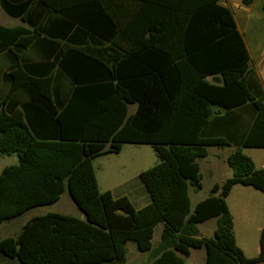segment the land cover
Instances as JSON below:
<instances>
[{
  "label": "trees",
  "instance_id": "obj_1",
  "mask_svg": "<svg viewBox=\"0 0 264 264\" xmlns=\"http://www.w3.org/2000/svg\"><path fill=\"white\" fill-rule=\"evenodd\" d=\"M253 2L242 0L245 6ZM2 6L30 29L0 27V52L7 50L13 63L0 103V155L18 158L0 173V224L52 205L65 192L84 218L34 217L15 237L0 241L1 255L19 264H123L126 244L132 242L137 251L150 254L148 264H185L190 251L200 249L204 264L264 263V230L258 255L247 258L236 245L226 203L235 185L264 195V171L242 151L264 148V101L253 93L247 49L220 0H2ZM69 11L90 17L83 45L68 39L75 27ZM99 21L114 30L110 46L94 43L93 25ZM127 25L176 43H140L120 53L113 45ZM38 39L55 45L54 62L72 53L90 63L82 67L93 71L95 63L106 74L72 75L61 85L67 93L54 95V63L21 62V54ZM135 50H144V58ZM129 59L142 68L129 69ZM210 77L221 83L207 81ZM25 87L32 91L28 104L5 111L4 104ZM130 105H136L132 114ZM29 106L49 125H33ZM244 106L251 107L254 118L226 158L232 176L214 184L192 208L189 190L202 188L198 161L209 148L232 145L225 137L204 134L216 117L214 109L227 113ZM126 144L149 145L159 160L137 176L149 198L140 209L126 196L100 192L93 169L94 159L118 154ZM211 219H216L212 236H201L199 225ZM158 224L162 231L153 247Z\"/></svg>",
  "mask_w": 264,
  "mask_h": 264
},
{
  "label": "rangeland",
  "instance_id": "obj_2",
  "mask_svg": "<svg viewBox=\"0 0 264 264\" xmlns=\"http://www.w3.org/2000/svg\"><path fill=\"white\" fill-rule=\"evenodd\" d=\"M240 3V0H232ZM264 0H254L250 6L243 9H234L237 25L243 37L244 43L250 55L249 67L251 69L250 82L255 86V96L264 101L262 90L264 87V13L262 5ZM18 24L17 21L7 17L0 8V25L10 26ZM229 149L218 150L208 149V157L199 160L202 188L193 190L190 188L189 196L192 208L197 202L209 195L210 188L214 184H221L232 176V172L223 161H216L214 154H228ZM243 153L253 158L256 166H261L264 162V152L253 149H243ZM158 158L149 145H130L122 146L118 154H108L97 157L93 161V168L99 182L101 192L110 191L113 194L123 193L128 196L135 208L141 204V193L146 192L137 179V176L158 163ZM14 162L13 158L0 160L2 164ZM66 195V194H65ZM69 199V198H68ZM63 198L51 207H39L27 214L41 215L47 210L59 213H71L75 209L73 204L68 206ZM227 205L234 218V233L238 245L244 250L247 257L256 256L258 253V239L260 230L264 228V195L251 187L238 185L226 199ZM73 207V208H71ZM25 216L22 220L27 218ZM216 219H211L199 225L202 236L212 235L216 228ZM18 222L9 226H0V238L15 232ZM162 231V224H158L154 230L153 241L157 239ZM193 252V251H192ZM193 253H196L195 251ZM150 257L148 252L137 251L134 243L126 244V257L123 264H144ZM0 264H10V262L0 258ZM186 264H192V254L186 260Z\"/></svg>",
  "mask_w": 264,
  "mask_h": 264
},
{
  "label": "crops",
  "instance_id": "obj_3",
  "mask_svg": "<svg viewBox=\"0 0 264 264\" xmlns=\"http://www.w3.org/2000/svg\"><path fill=\"white\" fill-rule=\"evenodd\" d=\"M6 1H8L9 3H15V1H19V0H6ZM220 5L226 7L230 10L232 17L234 19L235 25H236V29L240 33L238 25H237V20H236V17H235L233 10L234 9L245 10V9H243L245 5L242 4V0H240V3L232 2V0H220ZM0 8H1L2 12L7 17H9L11 20L17 21V23H18L16 25H10V26L0 25L1 28L7 29V30H13V29L20 28V27H23L25 29H30L19 18H15V17L10 16L4 10V8L2 6V0H0ZM69 13L71 14V16H73V18L71 20L69 17H67L65 15H64V17L66 19H69L70 21L74 22L75 27L69 33L68 39L71 41V43H73L75 45H83L86 43V41L88 39V33H89V30H88L89 26L88 25H90L89 24L90 23V19H89L90 17H88L87 15H85V16L78 15L77 13H75L73 11H69ZM56 20H57V16L53 17V20L51 21L50 24H54L53 22H56ZM93 31L95 33L94 34L95 36L93 39L95 45L102 47V46H110L113 43L115 34H114L113 28H111L109 25H106V24L102 23L101 21H99L97 24L95 23L93 25ZM155 32H157V31H155ZM116 42H117V44H115V46L113 45V47L115 48L116 51H118L120 53H122V50H121L122 48L129 49L131 47L138 46V44H140V43H176V41L174 39L167 38V40H166L164 37H161L157 34H154V33L149 32V31H144L143 26H137L136 27V26H130V25L123 27V29L121 30V35L118 37ZM245 47H246V45H245ZM117 49H119V50H117ZM246 49H247V47H246ZM134 52L137 53L138 56H141L140 58H144L142 55L144 50H135ZM247 52H248V50H247ZM125 53H126V55L129 54L128 52H125ZM56 55H57V49L55 51V45L53 43H50V42H48L46 40H42V39L36 40L28 49H26L21 54V62L22 63H31V62L54 63L53 72H52L53 77H54L53 78L54 84H55V88H53V94L54 95H61V94L67 93V88L62 89L61 85L63 83L67 84L66 82L69 81V79L72 75H75L78 77L79 74H85L86 75V74L93 73V75H96V76H102V75L106 74L105 69L102 66L97 65L95 63H93L94 65H92V68H94L93 71H90L85 67H82V64H90V63H87L85 60L81 59V57H79L75 54L67 53V54L63 55L57 62H54V57ZM248 55H249V52H248ZM250 60L251 59H250V55H249V62H250ZM88 66H91V65H88ZM126 66L129 69H133V68L141 69L142 68V65L140 64V62H137V61L132 60V59L130 61H128ZM12 67H13V63L10 59V56H9V53L7 52V50L1 51L0 52V103L3 101L4 97L6 96V94L8 92L9 83L5 80V75L9 72V70ZM207 81H209L211 83H216V84L221 83L217 77L207 78ZM57 86H59V87H57ZM253 89L254 90L256 89L255 86ZM28 92H32V91H31V89L26 88V87L16 91L10 97V99L4 104V106H3L4 110L8 111V112H12L15 110H22V108L24 106H26L28 104V102L30 101L29 96H28ZM253 93H255V92H253ZM262 94L264 95V87L262 90ZM135 109H136V105H130L129 106V113L132 114L135 111ZM28 110H29L28 115L31 117L33 125H35L37 127H43V128L45 126H47L48 121H45V119H43V118L42 119L36 118L37 112H40V111H36L37 109H35V107H30V106H29ZM214 110L216 112V115H215L216 117H214L213 119H211L207 123V125L205 127V133L204 134L206 136L225 137V138L231 140L232 145L230 147L225 148V149H229L228 154H218L217 153V154L213 155V158H216V161H223L226 163V158L229 156V154L232 153L238 146H240L242 138L246 134L250 124L253 121L254 111L249 106L237 108V109H234L231 112H227V113L223 110H219L216 108ZM34 112H36V113H34ZM228 116H229V118L231 117L232 119L231 120L226 119V118H228ZM215 149H218V148H215ZM225 149H218V150H225ZM245 149H253V150L264 152V148H245ZM5 158H13L14 162H11L9 164H2L0 166V173L4 168H6L8 166L16 165L18 163V158L15 154L9 155V156L0 155V160H4ZM251 159L253 161V158H251ZM253 162L256 166L255 161H253ZM198 164H199V161H198ZM199 168H200V166H199ZM256 168L262 169L264 171V162H263V164H261V166H256ZM94 173H95V171H94ZM95 178H96L97 186L99 189V182H98L96 174H95ZM237 186L238 185L233 186L231 191ZM99 191L101 192L100 189H99ZM231 191H230V193H231ZM230 193H229V195H230ZM229 195H228V197H229ZM113 196L119 197V196H126V195L123 193H119V194H113ZM140 196H141L140 197L141 198V204L138 208L134 207L135 209L143 208L144 206H146L149 203V198H148L147 193H146V195L141 193ZM126 197L128 198V196H126ZM63 198L65 199L64 202L66 205H68L69 207L72 206L71 204H73V202L70 199V197L68 196L67 192H65L64 194L61 195L60 199L56 203L49 205V206H42V207H51V206L57 204L58 202H60ZM73 206H75V205L73 204ZM36 208H39V207H36ZM36 208L30 209V210L26 211L25 213H23L22 215H20L16 218L2 222L0 224V226H9L11 224H15V222H18V228L15 232L8 234L5 237L0 238V241L4 240L6 238H9V237H15L20 232L21 228L24 226V224L27 221H29L30 219H32L34 217L45 215L47 213H56V214H61V215H68V216H72V217L79 218V219L84 218L83 217L84 215L76 207H74L75 209H73L70 214L69 213L53 212L51 210H47L44 214H41V215L32 214L31 216H27V214H29L30 212H33V210ZM71 208H73V207H71ZM228 209H229V207H228ZM229 211H230V209H229ZM25 216H27V218H25L24 220L21 221V223H19V220H21ZM232 218H233V216H232ZM214 230L212 231V234H213ZM233 230H234V218H233ZM262 230H264V228H262L260 230V232ZM160 235H161V232H160L159 236L157 237V239L154 241H153V238H154V235H153V238H152L153 247L158 245L159 240H160ZM200 235H201V233H200ZM211 236H207V238L211 237ZM234 236H235V233H234ZM235 242H236V245L243 252V254L246 256L244 250L238 245L236 236H235ZM258 242H259V239H258ZM192 251L193 252L195 251L196 253H193ZM258 252H259V243H258ZM191 254H192V264H204L205 251L203 249L191 250L189 257L185 259V264H186V260L190 258ZM257 255H258V253H257ZM256 256H252V257L246 256V257L251 259V258H255ZM0 258H2L5 261L10 262V264H19L15 259L5 257L1 254H0ZM149 261H150V257L144 262V264H148ZM260 264H264V263H260Z\"/></svg>",
  "mask_w": 264,
  "mask_h": 264
},
{
  "label": "water",
  "instance_id": "obj_4",
  "mask_svg": "<svg viewBox=\"0 0 264 264\" xmlns=\"http://www.w3.org/2000/svg\"><path fill=\"white\" fill-rule=\"evenodd\" d=\"M84 217V216H83Z\"/></svg>",
  "mask_w": 264,
  "mask_h": 264
}]
</instances>
